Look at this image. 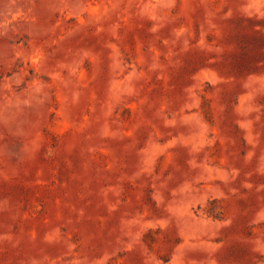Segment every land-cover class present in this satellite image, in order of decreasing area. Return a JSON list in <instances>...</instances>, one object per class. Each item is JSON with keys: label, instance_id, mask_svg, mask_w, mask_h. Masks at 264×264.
I'll use <instances>...</instances> for the list:
<instances>
[{"label": "rangeland", "instance_id": "374dc122", "mask_svg": "<svg viewBox=\"0 0 264 264\" xmlns=\"http://www.w3.org/2000/svg\"><path fill=\"white\" fill-rule=\"evenodd\" d=\"M0 264H264V0H0Z\"/></svg>", "mask_w": 264, "mask_h": 264}]
</instances>
